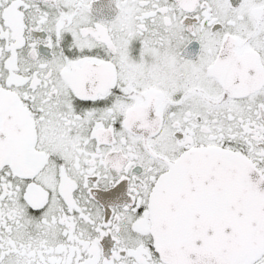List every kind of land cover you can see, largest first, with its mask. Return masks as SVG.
<instances>
[{
    "label": "snow or ice",
    "instance_id": "1",
    "mask_svg": "<svg viewBox=\"0 0 264 264\" xmlns=\"http://www.w3.org/2000/svg\"><path fill=\"white\" fill-rule=\"evenodd\" d=\"M0 264H264V0H0Z\"/></svg>",
    "mask_w": 264,
    "mask_h": 264
}]
</instances>
